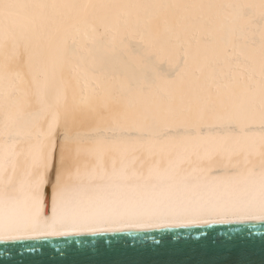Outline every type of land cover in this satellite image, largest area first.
Here are the masks:
<instances>
[{"label":"snow or ice","instance_id":"1","mask_svg":"<svg viewBox=\"0 0 264 264\" xmlns=\"http://www.w3.org/2000/svg\"><path fill=\"white\" fill-rule=\"evenodd\" d=\"M109 25L123 35V47L146 45L145 55L156 57L149 71L117 76L108 71L109 61L93 55L98 49L87 45H102ZM53 32L60 36L63 58L83 63L78 78H61L50 87V103L40 94L41 112H23L20 89L11 79L5 86L13 75L6 71L11 63L0 60V137L20 135L22 123L39 127L34 143L26 141L19 150L17 142L7 151L0 147V189L10 200L23 192L28 207L23 215L0 219V241L264 221V134L257 141L245 130L256 120L264 128V0H0V57L8 48L6 59L17 68L26 64L33 83L43 71L44 45ZM138 33L148 40L137 41ZM158 49L169 52V66L176 69L171 75L161 74ZM14 75L23 82L19 71ZM53 108L52 121L41 127L44 112ZM207 115L216 122L205 124ZM129 120L142 127L127 125ZM162 122L172 126L153 139ZM143 144L168 146L174 159L145 177L133 167L137 157L123 151L127 162L117 169L112 159L109 172L110 153ZM257 168L258 200L125 203L72 195L86 183L99 189L115 181L197 179L196 174L229 170L253 174Z\"/></svg>","mask_w":264,"mask_h":264},{"label":"bare ground","instance_id":"2","mask_svg":"<svg viewBox=\"0 0 264 264\" xmlns=\"http://www.w3.org/2000/svg\"><path fill=\"white\" fill-rule=\"evenodd\" d=\"M94 2H108V0H94ZM141 2H150V0H141ZM162 2H170V0H162ZM218 2H227V0H218ZM255 3H259V0H253ZM110 31L107 36L104 37L102 45H87V47H96L98 50L94 51L93 55L97 58L104 57L109 61L108 71L111 74L117 76L127 71H135L136 73L149 71L148 64L155 62L156 57H148L145 55L149 51L145 44L137 43L134 49H127L123 47L121 41L123 35L121 33L112 31V26L109 25ZM104 31L103 28L100 29ZM143 37L145 41L148 40L146 34L138 33L136 40L139 41ZM257 47L260 43L259 34L255 36ZM62 43L58 33L53 32L50 38L44 45V63L43 71L37 77L35 83L32 82V77L29 75V68L26 64H21L17 68L16 62H9L6 57L10 55V50L5 49V54L0 57L3 62L11 63L10 69L13 75L6 77L5 86L7 85V79H11L15 82L16 87L20 89L17 92V99L25 114H35L41 112L43 104L41 103V95L47 97V102L50 100L49 89L55 85L61 78L75 80L79 77L81 72L82 61L79 59H73L71 62L66 61L62 54ZM86 58L87 54H84ZM159 60L161 61L159 67L161 74L164 76L171 75L176 71L174 66H169L170 54L167 49H158ZM38 67L37 59L34 57L33 69ZM19 71L23 77V82L14 75ZM257 79L259 77L257 76ZM55 109H49L44 112V118L39 121L41 127L46 128L47 124L53 119V112ZM2 118V115H0ZM27 115L25 120H27ZM205 124L215 123L214 117L207 115L203 121ZM129 126L142 127V124L138 121H126ZM172 126V122H162L158 129H155V135L153 139L159 140L161 138L162 131ZM246 131L253 133L256 140H259L260 135L264 134V128L259 124V121H253L245 128ZM31 131V138L25 136L23 133ZM20 135H14L9 137L4 135L0 137V147L7 151L8 146L13 142L16 150L27 146L26 141L34 143L39 132V127H31L27 123H22L20 126ZM139 136H143L144 133H137ZM257 143V147H258ZM127 151L128 156L135 155L137 157L133 167L135 170L147 176L149 169L158 167L161 170H165L168 167V162L174 159L175 150L162 144L153 145H128L124 147H118L112 153L107 160V167L109 172L112 170V159L115 160V166L117 169L121 167L122 160L127 162V159L122 158L121 153ZM197 175V179H183L181 176H177L174 180L164 179L162 181H143L132 180L128 182L115 181L111 185L104 188L93 189L88 187L87 183L78 192L72 194L76 197L88 200H100V201H121L125 203L135 202H150L159 200L162 198H194L205 200H232V201H248L252 199H259L261 196V176L259 175V168L255 170L253 174H249L247 171H241L239 174H234L232 171L215 172L209 175L201 176ZM47 196V191L45 190ZM47 204V199H46ZM47 210V209H46ZM28 211L27 204L25 202V196L23 192H16L13 198L3 193L0 189V219L7 220L12 217L23 215ZM244 221H261V220H243ZM133 230V229H130ZM45 238V237H41ZM1 242V241H0Z\"/></svg>","mask_w":264,"mask_h":264},{"label":"water","instance_id":"3","mask_svg":"<svg viewBox=\"0 0 264 264\" xmlns=\"http://www.w3.org/2000/svg\"><path fill=\"white\" fill-rule=\"evenodd\" d=\"M0 264H264V221L1 241Z\"/></svg>","mask_w":264,"mask_h":264}]
</instances>
